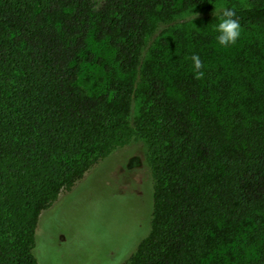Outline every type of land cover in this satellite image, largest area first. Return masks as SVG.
Masks as SVG:
<instances>
[{
    "label": "trees",
    "instance_id": "trees-1",
    "mask_svg": "<svg viewBox=\"0 0 264 264\" xmlns=\"http://www.w3.org/2000/svg\"><path fill=\"white\" fill-rule=\"evenodd\" d=\"M244 1L225 8L250 59L224 63V8L156 35L205 0H0V264H37L42 212L134 140L150 220L123 264H264V0ZM90 38L115 63L97 94L77 84ZM197 52L199 78L180 63Z\"/></svg>",
    "mask_w": 264,
    "mask_h": 264
},
{
    "label": "rangeland",
    "instance_id": "rangeland-1",
    "mask_svg": "<svg viewBox=\"0 0 264 264\" xmlns=\"http://www.w3.org/2000/svg\"><path fill=\"white\" fill-rule=\"evenodd\" d=\"M237 2L245 3L244 0H205L202 8L176 14L171 28L162 26L156 35L166 29L170 32L180 30L189 41L192 30L201 31L208 5L214 8L211 15H217L227 6L236 7ZM211 25L213 27L215 23ZM160 38L157 36L155 43ZM250 38V32L241 27L240 38L234 45L221 47L216 43L211 45L212 50L223 58L224 63L242 62L246 57L250 59L245 56ZM200 39H196L197 44ZM259 44L264 50V37ZM155 47L156 44L151 46ZM163 49L168 51L170 48ZM87 50L93 59L81 64L77 84L89 94H97L106 88L114 75L113 53L106 43L95 42L92 38L88 40ZM170 51L175 57L182 56L181 48ZM86 56L83 55V59ZM191 56L183 53L180 63L190 62ZM109 160L91 168L78 185L68 193H62L42 212L33 250L37 264H123L145 236L150 220L147 201L150 196L148 190H144V184L150 182V178L144 164V143L134 140Z\"/></svg>",
    "mask_w": 264,
    "mask_h": 264
},
{
    "label": "clouds",
    "instance_id": "clouds-1",
    "mask_svg": "<svg viewBox=\"0 0 264 264\" xmlns=\"http://www.w3.org/2000/svg\"><path fill=\"white\" fill-rule=\"evenodd\" d=\"M195 15L192 16V19ZM213 30L216 33L215 40L221 47H228L234 45L241 35V26L239 20L236 18L234 10L224 8L217 18V22L213 25ZM192 66L195 70L196 77L203 75L200 71L202 62L198 55L191 56Z\"/></svg>",
    "mask_w": 264,
    "mask_h": 264
}]
</instances>
